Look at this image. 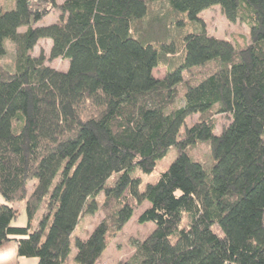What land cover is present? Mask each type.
<instances>
[{
  "label": "trees",
  "instance_id": "1",
  "mask_svg": "<svg viewBox=\"0 0 264 264\" xmlns=\"http://www.w3.org/2000/svg\"><path fill=\"white\" fill-rule=\"evenodd\" d=\"M156 1L165 0L0 5V57L12 53L0 64V246L14 237L18 258L72 264L74 242L76 264H96L148 202L138 220L153 233L117 264H264V0H166L169 12L153 20L194 26L180 44L159 46L132 33L143 36L135 25ZM215 5L247 24L249 42L209 33L200 14ZM55 8L59 18L42 24ZM45 39L48 59L33 56ZM169 56L176 65L156 77ZM57 58L68 70L47 63ZM218 115L229 120L220 133ZM202 143L208 162L191 152ZM173 148L142 191L133 172L150 174ZM19 201L27 226L12 224ZM100 211L90 236L73 241L82 218Z\"/></svg>",
  "mask_w": 264,
  "mask_h": 264
},
{
  "label": "rangeland",
  "instance_id": "2",
  "mask_svg": "<svg viewBox=\"0 0 264 264\" xmlns=\"http://www.w3.org/2000/svg\"><path fill=\"white\" fill-rule=\"evenodd\" d=\"M64 0H56L57 3H62ZM151 13L148 17L143 19L141 23H138L136 26L137 30L143 34V36L138 34L137 31L132 29V33L140 37L143 41L148 40L149 42L153 43L155 46L160 45V42H171L174 41L176 44H180L178 41L179 38L188 30L190 26H194L188 20H184L183 18H179L177 20H166L165 22H160L156 19H152L151 17L154 14H165L169 12L168 4L165 1H156L151 4L150 6ZM59 11L58 8L52 9L51 12L44 18L42 24H49L54 23L59 18ZM200 16L202 19L205 20L207 30L210 34L216 36L217 38H224L231 40L237 46H242L245 43L249 42V33L250 28H248L245 22H230L228 18L225 17L221 7L218 5L211 6L209 9L204 10L201 12ZM188 23V24H187ZM10 48V47H9ZM35 50L33 51V56H39L40 54H44L45 57L48 59L51 51V40L45 39L40 40L38 44L34 47ZM11 49V48H10ZM12 50V49H11ZM181 53V52H180ZM10 54H12L10 52ZM9 54V55H10ZM7 57H0V64L2 62H9L10 56ZM181 56L183 53L180 54ZM180 56V57H181ZM177 56H169L167 58L166 64H162L158 66L155 71L154 75L157 77H164L166 70L169 65H176L175 60ZM47 63L54 68H58L60 70H68L69 61H66L62 58H57L56 60H47ZM199 71V70H195ZM186 72H184V75ZM190 76V75H189ZM218 124H217V133H220L223 129V126L228 123V117L220 116L217 117ZM197 115L192 116V118H188L187 125L191 126L193 122L197 121ZM185 128V127H184ZM182 128V129H184ZM191 152L194 153L196 157L202 159L204 162H208L210 160V151L209 145L207 143L197 144L191 149ZM178 151L176 148L171 149L168 152V155L163 157L161 160L158 161V165L154 169V171L150 172V174L142 173L140 170L136 169L133 174L135 176H140L142 178V183L140 185L141 190L144 191L146 189V185L156 182L160 178V174L162 171L167 169L172 161L178 155ZM45 170L40 173L42 175ZM39 175V177H40ZM38 182V180H30L29 189L32 190L34 185ZM111 182V181H110ZM104 195L100 194L98 196V200L103 202ZM0 201H3V198L0 196ZM10 204V203H9ZM18 211V218L12 222L15 226H27L28 223V214H26V203L25 201L13 202L11 203ZM150 204L148 202H144L138 210L134 213L131 217L130 222H128L124 228L120 231V234L112 239L109 245V248L102 254L96 264H117L118 262L125 261L132 257L135 252V241L145 242L153 233L155 228L154 223H139L138 217L140 216L141 212L145 210ZM47 212L46 205H43L41 210L37 213V216L32 221L33 225L37 227L38 222L42 219L43 214ZM103 217V212L100 211L95 215H86L80 221V224L76 228L75 236L81 237L82 239L86 240L91 232L95 229L99 221ZM15 238L5 241L1 246L0 249L6 253V256L11 260H16V264H26L25 261L27 259L33 258H18L16 253V242ZM72 252L70 254L69 262L72 264H76L75 262V255H76V245L72 242ZM38 261V259L36 258ZM21 262V263H17ZM37 264V263H36Z\"/></svg>",
  "mask_w": 264,
  "mask_h": 264
},
{
  "label": "crops",
  "instance_id": "3",
  "mask_svg": "<svg viewBox=\"0 0 264 264\" xmlns=\"http://www.w3.org/2000/svg\"><path fill=\"white\" fill-rule=\"evenodd\" d=\"M14 0H0V5L2 6H6L9 5L11 6L13 4ZM26 258V257H23ZM26 264H36L37 260L36 258L33 259H27V261H25ZM17 263H21V262H17ZM0 264H16V260H11L6 256V253L4 251H2V249H0Z\"/></svg>",
  "mask_w": 264,
  "mask_h": 264
}]
</instances>
